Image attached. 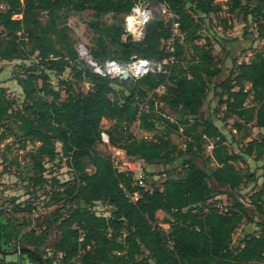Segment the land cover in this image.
Wrapping results in <instances>:
<instances>
[{"label": "trees", "instance_id": "16d2710c", "mask_svg": "<svg viewBox=\"0 0 264 264\" xmlns=\"http://www.w3.org/2000/svg\"><path fill=\"white\" fill-rule=\"evenodd\" d=\"M137 1L0 0V62L34 56L36 64L57 74L69 67L76 79L94 86L92 92L79 95L68 85L65 98L58 93L49 97L37 84L47 75L25 64L15 78L23 93L19 106L0 85V141L13 136L36 144L30 152L34 182L46 181L45 161L59 154L72 171V178L51 193L56 201L67 198L66 213L46 219L39 231L32 202L11 200L12 207L0 209V264H24L22 257L6 260L9 249H18L32 264H53L52 257L41 253L53 223L59 233L54 252L68 264H264V181L256 186L255 174L240 165L244 155L258 160L264 153V139L250 138L251 128L264 127V0L225 3L229 14L251 15L253 34L263 42L248 61L233 59L227 76L213 87L218 120L236 117L234 134L243 130V140L250 138L239 152L229 149L225 133L211 116L201 115L209 82L222 72L210 40L199 42L201 23L222 5L216 0H142L162 4L169 17L153 12L143 35L133 40L123 36L122 24ZM84 10L96 17L120 16L119 23H89L96 36L90 49L96 61L113 59L127 65L133 57L153 63L166 60L165 71L147 72L135 80L94 73L67 33L69 17ZM39 12L45 14L43 21L36 18ZM220 22L223 30L232 28L228 17ZM174 23L178 33L172 38ZM158 103L175 116L164 115ZM102 119L111 121L107 129ZM158 121L163 133L156 131ZM134 123L143 133L140 137L130 131ZM102 131L110 146L142 164L175 161L180 173L149 189L137 185L129 171H117L110 155L97 149ZM177 132L183 137L181 147L170 139ZM207 142L212 146L200 165L196 157ZM251 182L254 189L245 206L239 200L245 197L235 195ZM220 195H225L223 205L216 199ZM96 201L109 206L108 215L96 214ZM251 208L261 217L256 220L259 230L234 245L232 235L250 217ZM157 210L167 215L162 221L167 228L160 225Z\"/></svg>", "mask_w": 264, "mask_h": 264}, {"label": "rangeland", "instance_id": "374dc122", "mask_svg": "<svg viewBox=\"0 0 264 264\" xmlns=\"http://www.w3.org/2000/svg\"><path fill=\"white\" fill-rule=\"evenodd\" d=\"M216 2L220 3L223 9L217 14H210L208 17L202 18V27L200 30L201 38L199 42L203 43L204 39L210 40L213 54L221 66L222 72L218 77L213 78L209 82L206 95L202 101L201 115L203 117L207 115L211 116L219 129L225 133L229 149L239 152L240 147L243 146L244 143H247L250 138L264 139V127L251 128L250 138L244 140L242 138L244 133L243 130L234 134L235 131L232 129V125L237 118L233 116L228 120L219 121L218 117L220 115H215L217 98L213 95V87L227 76L235 61H248L255 51L263 48V42L257 39L253 34L255 26L253 25V22H250L252 19L251 15L244 18L242 14H229L227 12V5L225 4L226 0H216ZM151 9L156 15H161V17L164 18L169 17V13L163 14L164 6L160 3H152ZM223 17H228L229 21L232 23V28L223 30L220 22V19ZM36 18L43 21L45 19V14L39 12L37 13ZM92 21L108 24L119 23L120 16L109 13L96 17L94 12L90 10H84L80 13L71 15L67 20V25L69 27L67 33L72 38L75 47L78 42L87 44L89 49L93 46L94 38L96 36L89 28V23ZM177 33L178 30L176 29V26L173 25L171 37L173 38ZM233 59L234 62H232ZM36 63L37 59L34 56L26 61L15 59L0 62V85L5 87L9 98L16 102L15 106H19L23 100L22 90L15 79L18 75L23 73V70L21 69L22 64L35 65V69L38 73H45L47 75L46 80L38 79L37 84L41 87L42 93H47L49 97L58 93L61 96V99L65 98V89L68 85L72 88L71 91L73 93L79 95H85L94 90V86H92L91 83L85 80L76 79L73 76V71H71L69 67H66L61 74H57L54 70L46 69L41 64ZM61 79H64L66 82L63 83ZM117 89H119L118 86ZM157 105L158 109H161L164 115L175 116L172 111H169L160 103ZM110 124L111 121L107 119H102L101 121V126L104 129H107ZM156 129L158 133L164 132L162 122H157ZM130 131L139 137L143 134L138 130L136 123L130 126ZM170 139L173 143H177L178 146L181 147L183 137L178 132L172 133ZM35 145L36 144L31 142L23 143L19 138L13 136H6L0 141V209L12 207V201L15 203L32 202L34 206L32 212L33 223L37 231H39V228L44 225L46 219L64 215L66 213V210L70 205L67 198L62 197L56 201L51 198V193L57 189H61L58 187L59 183L72 178V171L68 169L65 158H62L59 154L54 160L45 161V171L43 172V175L46 178V181L41 184L35 183L33 179L37 176L34 175V169L32 168L30 160V152ZM56 147L57 150L60 151L59 143H56ZM210 147V142L205 143L201 157H196V160L200 165L203 164V159L209 155ZM97 149L105 151L106 153L110 150L108 145L103 143H98ZM244 157L245 162L240 164L243 167V171L253 172L258 181L256 186L260 185V183L264 181V153L258 160L254 159L253 156L244 155ZM87 169L88 171L92 170L90 167ZM143 169L146 176L143 187L148 189L151 188L152 185L158 186L166 176L177 175V173H180L181 171L179 163L175 161L170 163V165H164L159 162L143 164ZM54 179L57 182H55ZM253 185V182L243 185L235 196L238 197L239 195H242V197L249 198L254 189ZM132 198L135 199L136 197L132 196ZM216 199H220L221 202L218 203L219 205H223L225 195L217 196ZM92 209L98 215L109 214V206L103 201L94 202ZM247 212L250 217H247L232 235V243L234 245H237L238 241L245 234L255 233L259 230L256 220L259 221L261 218L260 215L256 213L255 210H252V208L248 209ZM156 213L157 219L161 223L160 225L167 228V224L162 223L163 219L167 218V215L161 210H157ZM55 225L56 223L51 225L50 234L45 243L41 246V253L45 254L47 257H52L53 264H68L61 262L60 255L54 252L53 246L59 238V233L54 228ZM6 253L7 255L5 256V259L8 261H16L22 257L24 264H32L28 261L25 254H18L16 249H9Z\"/></svg>", "mask_w": 264, "mask_h": 264}, {"label": "built area", "instance_id": "2783aa9c", "mask_svg": "<svg viewBox=\"0 0 264 264\" xmlns=\"http://www.w3.org/2000/svg\"><path fill=\"white\" fill-rule=\"evenodd\" d=\"M151 4L152 3L139 0L131 7L130 11L124 15L122 24L124 37L129 36L133 40H137L143 35L144 27L152 16L153 10L151 9ZM174 25L176 26L177 24L174 23ZM133 34L135 38H133ZM172 49L173 48L171 47L170 50ZM76 51L79 58L90 65L93 72L100 76L121 79L124 72H129V79L135 80L147 72L165 71L163 64L166 63V60L162 63H153L146 59L137 58L136 60H132L127 65H122L113 59H107L101 63L93 58L89 47L83 42L77 43ZM134 65H138V70L135 74L130 71L131 67ZM101 140L102 143L108 145L110 149L108 154L110 155L113 167L117 171H129L134 177L136 184L144 186L146 176L142 162L135 157L126 155L121 148L117 146H110L108 144L107 135L103 131L101 132ZM133 196L136 197V193H134ZM239 200L245 206H249L250 204V200L248 198H239ZM219 207L222 210V207Z\"/></svg>", "mask_w": 264, "mask_h": 264}, {"label": "water", "instance_id": "95a60500", "mask_svg": "<svg viewBox=\"0 0 264 264\" xmlns=\"http://www.w3.org/2000/svg\"><path fill=\"white\" fill-rule=\"evenodd\" d=\"M133 38H135L134 34H133ZM137 57H133L132 60H136ZM135 70L134 66L131 67L130 71L133 72ZM122 78L124 79H128L129 78V72H124L122 75ZM18 250V249H16Z\"/></svg>", "mask_w": 264, "mask_h": 264}, {"label": "bare ground", "instance_id": "6f19581e", "mask_svg": "<svg viewBox=\"0 0 264 264\" xmlns=\"http://www.w3.org/2000/svg\"><path fill=\"white\" fill-rule=\"evenodd\" d=\"M134 68H135V70L132 72V73H137V70H138V65H134Z\"/></svg>", "mask_w": 264, "mask_h": 264}]
</instances>
